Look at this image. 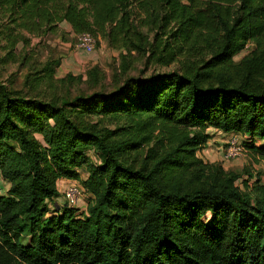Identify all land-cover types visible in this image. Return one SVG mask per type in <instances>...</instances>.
<instances>
[{"label": "trees", "instance_id": "trees-1", "mask_svg": "<svg viewBox=\"0 0 264 264\" xmlns=\"http://www.w3.org/2000/svg\"><path fill=\"white\" fill-rule=\"evenodd\" d=\"M65 33L110 75L57 77ZM6 67L0 264H264V181L199 155L211 129L264 163V0H0Z\"/></svg>", "mask_w": 264, "mask_h": 264}, {"label": "rangeland", "instance_id": "rangeland-1", "mask_svg": "<svg viewBox=\"0 0 264 264\" xmlns=\"http://www.w3.org/2000/svg\"><path fill=\"white\" fill-rule=\"evenodd\" d=\"M63 29L68 31V27L63 26ZM37 39H33L32 43L35 44ZM76 35L64 34L59 35H50L46 38V42L42 48H38V51L41 53V58H46L49 55L60 58V65L56 72L57 77H62L67 73L73 74H84L89 65L98 64L106 72L107 75H110L112 66L114 65V60L117 59V52L110 50L107 47L105 40L98 38L97 45L94 52L87 54L85 52L79 51L75 47ZM250 49V47H249ZM241 52L235 57V60H239L246 52L249 50ZM138 68L140 66L138 65ZM12 67H6L4 70L0 68V77L4 78L8 72L12 71ZM24 72V71H23ZM214 132V133H213ZM209 133L213 134V138L208 142L206 148L200 151V157L204 159L205 162H212L222 164L228 170L241 171L242 168L247 167L252 170L253 175H260V178L264 181V163H254V160L249 157V154L246 152L244 146H242L241 140L240 147L242 149L240 155L232 160H226L224 158L226 151L228 149V142L232 137H222L219 132L209 130ZM216 140H219L221 143L218 145ZM90 157L93 156V152L89 151L87 153ZM0 179V183H1ZM75 185L80 187V183L76 182ZM5 190H2L0 186V193H5ZM87 196L81 194L79 202L86 204ZM59 204H63L62 200H58ZM53 211V210H51Z\"/></svg>", "mask_w": 264, "mask_h": 264}, {"label": "built area", "instance_id": "built-area-1", "mask_svg": "<svg viewBox=\"0 0 264 264\" xmlns=\"http://www.w3.org/2000/svg\"><path fill=\"white\" fill-rule=\"evenodd\" d=\"M96 45L97 38L92 36L90 33H81L76 36L75 47L79 51L91 54L92 52H94ZM241 151L242 149L239 145L238 140L233 137L228 142V149L224 158L227 161L235 159L240 155ZM63 195L65 201L69 206H75L80 197V190L77 186L70 185L63 191Z\"/></svg>", "mask_w": 264, "mask_h": 264}, {"label": "crops", "instance_id": "crops-1", "mask_svg": "<svg viewBox=\"0 0 264 264\" xmlns=\"http://www.w3.org/2000/svg\"><path fill=\"white\" fill-rule=\"evenodd\" d=\"M222 137H227V135H225V134H220ZM216 143L218 144V145H220V141L219 140H216ZM208 145V144H207ZM210 163H212V162H210ZM66 181L67 180H64V179H61V180H59V182H58V186H59V192H62L61 190H62V187H63V185H65V183H66ZM0 186H1V188H2V190H8V184L7 183H2V184H0Z\"/></svg>", "mask_w": 264, "mask_h": 264}]
</instances>
